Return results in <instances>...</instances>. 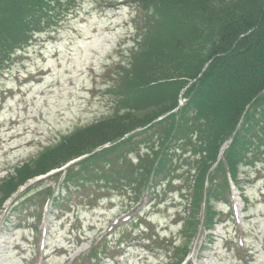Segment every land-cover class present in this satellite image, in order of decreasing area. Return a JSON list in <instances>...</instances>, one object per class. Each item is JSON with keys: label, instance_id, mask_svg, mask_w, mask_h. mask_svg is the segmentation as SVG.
Returning <instances> with one entry per match:
<instances>
[{"label": "trees", "instance_id": "trees-1", "mask_svg": "<svg viewBox=\"0 0 264 264\" xmlns=\"http://www.w3.org/2000/svg\"><path fill=\"white\" fill-rule=\"evenodd\" d=\"M64 2L65 9L75 5V0H0V68L45 30L48 12ZM136 2L135 45L123 71L108 84L119 90L115 111L62 135L15 166V175L0 182V208L29 180L70 161L62 179L67 194L81 183L91 184V177L115 188L130 187L134 194L175 191L170 188L180 178L171 174L173 158L179 163L185 154L186 184L175 189L188 190L180 197L188 200L185 224L190 235L201 225L211 229L217 220L222 222L219 216L215 219L225 214L214 210L215 200L226 204L233 216L229 180L247 199L240 170L244 164L254 167L264 155V0ZM106 143L112 145L104 148ZM136 146L142 153L135 162L122 159V152L138 150ZM120 153L123 162L110 163ZM31 189L26 186L15 197L21 200L14 210L35 207L36 196L53 191L49 185ZM59 202L52 197L54 206H61ZM106 245L95 243L85 264H100ZM189 249L188 244L176 248L177 263Z\"/></svg>", "mask_w": 264, "mask_h": 264}, {"label": "rangeland", "instance_id": "rangeland-1", "mask_svg": "<svg viewBox=\"0 0 264 264\" xmlns=\"http://www.w3.org/2000/svg\"><path fill=\"white\" fill-rule=\"evenodd\" d=\"M63 6L48 12L45 30L0 68V182L46 145L116 109L119 90L108 84L123 71L135 45L136 0H75L74 6ZM138 148L126 149L122 159L135 162L142 153ZM122 153L110 163H122ZM186 156L179 163L173 158L171 174L180 178L170 188L175 191L134 194L130 187L91 177V184L67 194L62 179L74 161L57 168L59 177L54 169L29 180L0 208V264H85L95 243L104 241L100 264H264V155L240 170L247 199L231 184L233 216L215 200L214 210L225 213L215 219L222 222L211 229L201 225L196 235L185 224L189 206L180 193L188 194L187 187L175 189L186 184ZM29 185L32 191L37 185L53 191L36 196L35 207L14 210L21 200L15 197ZM54 196L61 206L53 205ZM184 244L190 245L185 263H177L176 248Z\"/></svg>", "mask_w": 264, "mask_h": 264}]
</instances>
